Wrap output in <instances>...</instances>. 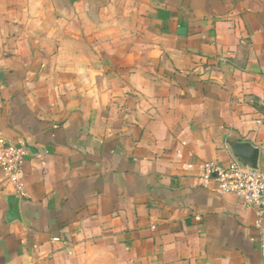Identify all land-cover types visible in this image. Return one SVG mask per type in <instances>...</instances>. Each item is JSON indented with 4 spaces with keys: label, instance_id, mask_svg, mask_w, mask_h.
Returning a JSON list of instances; mask_svg holds the SVG:
<instances>
[{
    "label": "crops",
    "instance_id": "1",
    "mask_svg": "<svg viewBox=\"0 0 264 264\" xmlns=\"http://www.w3.org/2000/svg\"><path fill=\"white\" fill-rule=\"evenodd\" d=\"M264 0H0V264H264L209 165L264 173Z\"/></svg>",
    "mask_w": 264,
    "mask_h": 264
},
{
    "label": "built area",
    "instance_id": "2",
    "mask_svg": "<svg viewBox=\"0 0 264 264\" xmlns=\"http://www.w3.org/2000/svg\"><path fill=\"white\" fill-rule=\"evenodd\" d=\"M264 112V103H263ZM27 151L5 139L0 133V176L13 193L25 197L21 165ZM205 177L216 181L223 194L234 195L258 216L264 210V173L239 167L232 162L227 167L209 165Z\"/></svg>",
    "mask_w": 264,
    "mask_h": 264
},
{
    "label": "water",
    "instance_id": "3",
    "mask_svg": "<svg viewBox=\"0 0 264 264\" xmlns=\"http://www.w3.org/2000/svg\"><path fill=\"white\" fill-rule=\"evenodd\" d=\"M227 149L230 152V156L233 161L241 168H246L254 171H258V157L259 149L258 147L252 145L247 141H230L227 143ZM19 199L18 195L10 196L9 201L13 203L9 206L8 217L15 219L17 216V209L15 206L16 200Z\"/></svg>",
    "mask_w": 264,
    "mask_h": 264
}]
</instances>
